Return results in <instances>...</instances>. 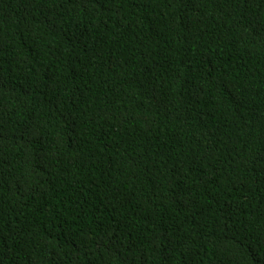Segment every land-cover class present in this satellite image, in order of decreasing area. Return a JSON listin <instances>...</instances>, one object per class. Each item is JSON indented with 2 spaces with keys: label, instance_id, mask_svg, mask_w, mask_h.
Segmentation results:
<instances>
[{
  "label": "trees",
  "instance_id": "1",
  "mask_svg": "<svg viewBox=\"0 0 264 264\" xmlns=\"http://www.w3.org/2000/svg\"><path fill=\"white\" fill-rule=\"evenodd\" d=\"M0 264H264V0H0Z\"/></svg>",
  "mask_w": 264,
  "mask_h": 264
}]
</instances>
